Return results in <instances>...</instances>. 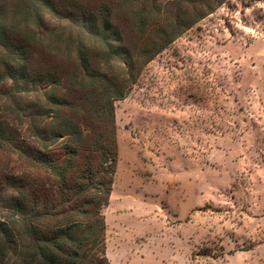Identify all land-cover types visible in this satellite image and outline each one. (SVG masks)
<instances>
[{"label":"rangeland","instance_id":"rangeland-1","mask_svg":"<svg viewBox=\"0 0 264 264\" xmlns=\"http://www.w3.org/2000/svg\"><path fill=\"white\" fill-rule=\"evenodd\" d=\"M21 12L0 7V23L52 27L45 10ZM115 112L108 204L52 228L0 209V264H64L79 244L77 264H264V0L196 22Z\"/></svg>","mask_w":264,"mask_h":264},{"label":"trees","instance_id":"trees-1","mask_svg":"<svg viewBox=\"0 0 264 264\" xmlns=\"http://www.w3.org/2000/svg\"><path fill=\"white\" fill-rule=\"evenodd\" d=\"M225 1L0 0L52 23L41 35L0 23V209L48 228L97 217L118 161L115 101ZM80 248L64 264H77Z\"/></svg>","mask_w":264,"mask_h":264}]
</instances>
